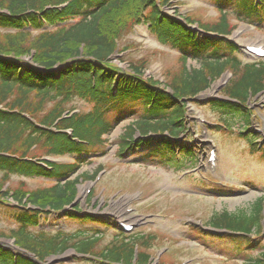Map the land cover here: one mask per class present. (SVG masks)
<instances>
[{"label":"trees","instance_id":"16d2710c","mask_svg":"<svg viewBox=\"0 0 264 264\" xmlns=\"http://www.w3.org/2000/svg\"><path fill=\"white\" fill-rule=\"evenodd\" d=\"M172 1L0 0V177L5 182L10 176L58 179L55 186L34 192L0 188V198L15 204L0 202L13 223L6 232L1 230L0 238L12 240L17 250L0 245V264H47L48 259H60L68 250L97 258L100 264H150L151 256L145 251L152 236L118 234L96 252L101 232L33 230L42 214H61L74 203L78 182L61 184L72 168L41 161V157L96 152V142L123 119L133 122L120 138L119 156L133 147L156 145L155 150L145 152L147 158L163 166L172 164L178 171L193 167L191 151L183 147L179 163L174 162L172 151V143L186 131V103L206 91L225 71L240 66L235 46L224 39L232 30L227 17L237 15L260 23L264 11L255 0H208L219 14L218 23L196 24L218 37L197 42L195 32L185 26L194 22L187 17L181 20L184 24L179 21L177 9L172 16L163 11L173 6ZM142 23L149 25L148 31L158 44L180 53L182 75L164 87L144 79L147 62L129 64L126 73L110 63L117 41ZM188 60L198 68L187 67ZM263 80L264 63L244 67L241 76L223 89L234 103L213 102L214 107L244 117V103L263 90ZM74 99L93 104L92 111L63 118ZM66 130L71 137L64 133ZM79 178L92 179L86 174ZM78 208L64 212L65 217L82 224L90 221L75 215ZM263 219L260 197L248 210L223 211L205 222L219 235L197 233L209 240L208 248L226 254L227 261L231 260L227 255L234 253L241 264H264V251L253 256L254 251L264 249V245L257 246Z\"/></svg>","mask_w":264,"mask_h":264},{"label":"rangeland","instance_id":"374dc122","mask_svg":"<svg viewBox=\"0 0 264 264\" xmlns=\"http://www.w3.org/2000/svg\"><path fill=\"white\" fill-rule=\"evenodd\" d=\"M175 2L179 15L186 16L194 23L212 25L219 21L218 15L208 5L207 0ZM164 10L173 14V9ZM228 23L232 27L228 39L238 46L237 54L241 65L263 63L264 58H255L245 49L257 46L264 48V21L254 29L253 24L244 22L235 15H229ZM118 47L119 51L125 49L121 53L125 62H147L146 74L154 80L171 83L182 75L178 54L157 45L146 25L140 24L129 30L118 41ZM24 60L28 61L27 58ZM113 63L117 66L120 64L122 68L127 67L116 59ZM186 64L189 68H198L193 60H188ZM232 72L234 77H240L243 67L240 66ZM230 80L229 73L223 74L205 92L198 95L196 105L188 107V131L200 145L196 161V172L199 176L195 179L180 175L173 169L163 168L160 164L142 161V157L135 155L139 151H132L121 159L117 152L118 144L133 122L131 118L118 123L109 135L102 136L101 141L96 142L95 149L100 152L97 155H66L57 158L48 156L45 159L64 167L91 159L87 163L78 164L77 169L68 175L70 180L76 179L82 173L93 177L98 168L103 170L101 174L98 172L95 183L78 180L75 185L77 205L84 215L87 214L97 221H107L118 229L121 225H129L133 228L132 233L153 236V241L145 251L151 256L152 264H241L240 260H236L238 257L234 253L227 255L231 259L227 261L224 257L226 254L208 248L206 244L209 240L202 239L197 233L208 230L203 229V224L215 214L248 210L252 202L260 196H263L264 206V138L259 147H253L259 142L257 136L264 137V91L250 97L247 109H243L253 110L254 116L250 112L244 114V117L239 116L240 121H237L236 116H222L221 111L217 112L206 106L208 101L222 96L221 90ZM67 108L86 113L90 107L85 102L74 101ZM220 116L229 123V131L222 128L223 124L219 123ZM252 116L250 133L245 138L239 134L242 132L241 124H248ZM110 117L113 119V115ZM210 150H213L216 156L214 167H210L208 163ZM48 184L41 179L15 176L5 182L0 177V188L2 187L3 191L9 188L34 192L47 187ZM204 186L211 187V190L202 189ZM91 193L94 194L92 198ZM6 201L11 203L8 199L0 198V202L5 204ZM4 209L5 207L0 205V230H8L11 224L10 215ZM49 220L46 226H53L52 229H64L67 233L80 229L77 223ZM262 225L261 242L264 245V219ZM81 228L88 231L103 230L95 224ZM113 236L115 234L111 228L103 230L96 252L107 245ZM0 243L14 249L10 240L0 238ZM261 251L264 249L254 251L253 256ZM60 258L70 260L62 264H99L95 259L74 256L72 250L66 251ZM55 259L57 258L48 259V264Z\"/></svg>","mask_w":264,"mask_h":264}]
</instances>
